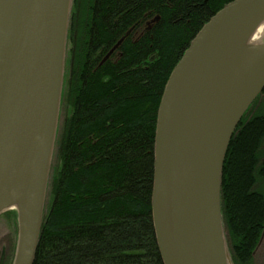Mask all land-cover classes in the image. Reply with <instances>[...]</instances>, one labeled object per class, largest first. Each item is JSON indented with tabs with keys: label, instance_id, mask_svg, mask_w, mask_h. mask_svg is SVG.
<instances>
[{
	"label": "water",
	"instance_id": "water-1",
	"mask_svg": "<svg viewBox=\"0 0 264 264\" xmlns=\"http://www.w3.org/2000/svg\"><path fill=\"white\" fill-rule=\"evenodd\" d=\"M71 5L72 0H0V215L16 213L12 264L36 259ZM262 21L264 0L228 2L197 32L165 85L151 196L163 264H233L221 178L233 133L264 89V38L248 44Z\"/></svg>",
	"mask_w": 264,
	"mask_h": 264
},
{
	"label": "trees",
	"instance_id": "trees-1",
	"mask_svg": "<svg viewBox=\"0 0 264 264\" xmlns=\"http://www.w3.org/2000/svg\"><path fill=\"white\" fill-rule=\"evenodd\" d=\"M230 1L97 0V41L115 38L144 13L159 20L147 46L129 41L115 66L107 62L84 77L59 141L34 264H163L151 205L158 108L192 39ZM148 55L144 68L139 63ZM242 157L234 132L221 178L233 264H251L264 231V194L249 192ZM7 214L16 219L15 211Z\"/></svg>",
	"mask_w": 264,
	"mask_h": 264
},
{
	"label": "flooded vegetation",
	"instance_id": "flooded-vegetation-1",
	"mask_svg": "<svg viewBox=\"0 0 264 264\" xmlns=\"http://www.w3.org/2000/svg\"><path fill=\"white\" fill-rule=\"evenodd\" d=\"M147 14L144 13L142 16H137L135 21L128 25L124 32L115 38L113 37L110 40L100 39L97 41V0H72L67 31L61 99V104H64L67 114L64 117L61 128H59L58 123L53 152V154L56 153L55 156H57L59 161L61 160L59 141H62L63 129L71 121L77 102V91L83 88L84 77L90 72L91 74H95L107 62L115 66L124 55L125 50H127L126 46L129 41L135 44L140 43L143 39L144 44L146 43L147 46L149 32L154 23L153 21L159 20L158 16L155 19H151ZM114 15L112 14L111 18L113 17L115 20L119 18V16L115 18ZM140 21H142V24H140ZM149 57V55L145 56L143 58L144 60L139 64L147 68L149 65ZM108 77V75L104 76L105 82L108 81ZM234 132H236L237 140L239 141L243 154L241 171L245 180L244 183L249 182L248 189L250 193L259 192L260 194H264V89L245 111ZM56 168L51 167L50 169L48 182L50 192H52L53 175ZM10 218L14 230L8 233L9 236L5 244L6 251L4 254L1 253L4 259L0 264H6L8 260L12 264L16 248L17 218ZM263 235L264 231L261 237Z\"/></svg>",
	"mask_w": 264,
	"mask_h": 264
},
{
	"label": "rangeland",
	"instance_id": "rangeland-1",
	"mask_svg": "<svg viewBox=\"0 0 264 264\" xmlns=\"http://www.w3.org/2000/svg\"><path fill=\"white\" fill-rule=\"evenodd\" d=\"M66 114L67 113H66V109L64 107V104H61L59 128H61L62 123L64 121V117H65ZM55 154H53V157H52V162H51V164H52L51 167L52 168L57 167L58 164H59V160H58L57 156H55ZM48 199H49V196H48ZM45 206H46V204H45ZM8 212H10V211H7V212H5V213L0 215V256H1V253L4 254L5 251H6L5 250L6 249L5 244L7 243V239H8V236H9L8 233H11L12 230H14V226L12 225L13 223L11 224V221H10L11 218L9 219V217H11V216L9 214H7ZM228 247H229V244H228ZM12 250H13V245H12ZM11 255H9V256H11ZM0 258H1L0 259V263H1L2 260L4 259V256H1ZM6 264H10V260H8L6 262ZM251 264H264V240L261 242L260 246L258 247L256 252L254 253L253 261L251 262Z\"/></svg>",
	"mask_w": 264,
	"mask_h": 264
},
{
	"label": "bare ground",
	"instance_id": "bare-ground-1",
	"mask_svg": "<svg viewBox=\"0 0 264 264\" xmlns=\"http://www.w3.org/2000/svg\"><path fill=\"white\" fill-rule=\"evenodd\" d=\"M264 38V21H262L251 33L248 44H256ZM251 105V104H250ZM260 246V245H259ZM258 249V248H257ZM254 256V255H253Z\"/></svg>",
	"mask_w": 264,
	"mask_h": 264
}]
</instances>
